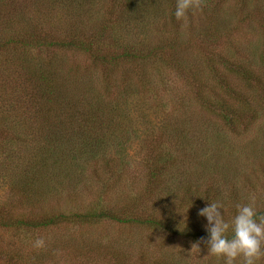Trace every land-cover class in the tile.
I'll return each instance as SVG.
<instances>
[{
	"label": "rangeland",
	"instance_id": "1",
	"mask_svg": "<svg viewBox=\"0 0 264 264\" xmlns=\"http://www.w3.org/2000/svg\"><path fill=\"white\" fill-rule=\"evenodd\" d=\"M104 2L107 0L79 1L74 15L63 17L64 25L57 29L56 37H82L92 28L100 29ZM222 3L219 19L227 23L242 13L264 9V0ZM45 5L43 0H3L7 10L0 14V46L7 41H25L24 28L29 22L35 23L37 7L44 9ZM238 6L245 7L241 10ZM168 22L165 18L145 20L147 27L140 37L150 36L156 42L157 35L167 33L164 28L171 27ZM207 25L208 18L199 9L188 14L180 28L188 38L192 32H204ZM236 32L207 48L188 42L176 44L174 51L167 49L172 56L170 61L146 68L145 78L151 86L145 93L142 91V95L128 102L122 99L125 110L120 117L106 110L104 121L98 118L92 122L109 137L95 148L93 144L94 160L82 155L83 150L71 154L64 148L68 158L59 161L53 149L45 152L42 143L29 151L24 144L18 146L0 125V211L4 206L8 212L27 213V209L20 208L21 203L38 192L41 204L31 211L35 218L88 215L101 210L121 214L124 208L133 206L163 223L161 229L104 218L69 220L38 231L0 227V264H112V253L118 264H223L222 259L207 256L204 243L199 244V252L191 250L193 244L207 238V221L197 215L198 211L218 200L223 204L224 218L231 219L235 204L246 202L245 197L252 194L258 212L264 213V88L259 90V86L264 87V29L254 22ZM23 47L26 60L31 52L33 62L50 64L52 73L61 76L64 85L71 77L65 79L64 73L76 68L81 86L76 92L88 91L80 82L83 75L91 87L90 93L100 89L101 72L86 58L56 48L46 52L44 47L20 45L16 49ZM14 48L8 45L2 49V62L6 63L7 57L12 59ZM212 52L220 57H211ZM212 63L219 76L210 75ZM179 64V68L192 66L194 77L180 74ZM232 64L250 66L252 76L260 77V83L244 81ZM195 76L201 82L199 87L194 86ZM139 80L133 76L130 84L136 87ZM212 100L235 109L245 108L242 118L227 126L205 104ZM81 122L80 118L75 121V134L79 133ZM35 138L39 142L42 137ZM155 157L171 158L166 162L169 167L165 185L160 186L161 196L157 192L144 193L145 179L156 164ZM16 183L21 185L19 190L12 187ZM40 239L43 246L35 247L34 242ZM258 264H264V258Z\"/></svg>",
	"mask_w": 264,
	"mask_h": 264
},
{
	"label": "trees",
	"instance_id": "2",
	"mask_svg": "<svg viewBox=\"0 0 264 264\" xmlns=\"http://www.w3.org/2000/svg\"><path fill=\"white\" fill-rule=\"evenodd\" d=\"M43 1L46 2V5L44 9L41 8L42 5L37 7L35 23L29 22L28 26L24 28L27 29L24 35L25 41H7L5 45L0 46V52L5 46H15L12 51V59L7 57L6 63L0 59V67H2L0 69V125L4 126L5 132L9 133L18 146L24 144L23 146L31 151L39 143H42L45 152L47 153V149L50 152L53 149V155L59 161H66L68 158V155L64 154V148L69 149L68 152L71 154L73 152L77 154L83 150L80 152L82 155L89 156L91 160L96 159L92 156L96 152V150L95 152L91 151L93 144L95 148L97 143L104 142L109 137L92 122L97 121L98 118L104 121L106 110L109 114L116 113L120 117L125 110L120 103L122 99L128 102L134 100L136 95H142V91L145 93V90L151 86V82L145 78L147 76L146 68L151 64H165L170 61L172 56L167 52V49L174 51L176 44L186 45L188 42L191 44L197 42L200 46L207 48L210 43H219L225 37L229 39V35L236 34V31L241 32L242 29L244 30L254 22H258L259 26L264 29V9L258 13H242L236 16V20L227 23L219 19L220 11L223 9V0H201L200 9L208 18L210 25L209 27L207 25L204 32L197 31L196 34L192 32L186 38L180 28L182 21H178L173 14L176 0H107L101 9L100 29L94 30L92 28L87 35L82 37L71 34L69 39L67 37L62 39L56 37L59 33L57 29L62 26V23L64 25L63 17H70L74 7L81 0ZM245 6L238 7L243 10ZM82 8L83 6L81 10ZM6 10L3 7V0H0V14H4ZM155 18L167 19L168 25L170 24L174 31L171 27L164 28L167 33L161 32L160 36L157 35L156 42H152L150 36L143 37L144 35H142L140 37V34L144 33V29L147 27L144 23L145 20L149 21ZM204 33L205 36H203ZM20 45L25 46V48L27 46L44 47L46 52L51 48H56L66 53L69 52L71 56L86 58L91 62L93 68L101 72V87L99 89L101 91L98 90L95 94L90 93L91 87L86 84L88 82L83 75L80 77V82L85 85V89L88 88V91L76 92V90H81L76 68L64 73L65 79L67 76H71L67 78L68 81L64 85L60 79L61 76L59 78L52 73L50 64L48 66V64L42 65L38 61L37 63L33 62L30 60L31 52H29L26 60L24 58L25 53H23L26 52V49L24 47L16 49ZM209 55L220 57L215 52L209 53ZM49 62L51 63L50 59ZM232 65L247 83H260V77L252 76L250 66ZM179 67L180 64L177 67L180 74L194 77L192 75L195 70L192 66ZM209 71L211 76H219L215 64L212 63L209 66ZM133 76L141 79L136 87L130 84ZM86 77L90 79L92 76ZM194 83V86L197 87L201 84L196 76ZM204 87L207 88L205 84ZM227 88L230 89V86ZM262 88L264 87L259 86V90L262 91ZM234 98L240 100L236 95ZM201 99L202 97L198 98V100ZM212 101H206L205 104L211 106L212 110L219 114L227 126L234 125L236 119L242 118L244 114L242 109L245 108L238 107L235 109L220 100ZM242 103H244L243 106L247 107L246 102ZM78 118L82 119L83 122H81L79 133L75 134L76 130L74 131L73 127ZM88 125L91 126L90 130ZM29 133H31L30 136H33L32 140H29L30 136L26 138ZM37 135L42 137L39 142L35 138ZM155 158L157 159L156 164L153 165L154 167L145 179L144 193L147 195L157 192L161 196L160 186L165 185L169 167L166 166V162H170L171 158L162 160L160 157ZM102 159L103 157L100 160ZM18 183L12 187L19 190L21 185ZM210 198L212 199L211 196ZM40 200L39 193L34 192L27 201L22 202L20 208L27 209V213L22 211L8 212L2 206L0 227L26 232L29 230H46L51 226L67 223L69 220L79 222V220L85 219L103 220L108 218L127 225L145 224L150 227L163 228L161 220L155 216H148L141 209L138 211V208L135 209L133 206L124 208V213L121 214L115 213L116 211L113 209L112 213L108 210H101L88 215H58L51 218H47V216L32 217L33 212L31 211L38 208L41 204L39 203ZM111 258L114 260L112 264H118V259L114 253L111 254Z\"/></svg>",
	"mask_w": 264,
	"mask_h": 264
},
{
	"label": "clouds",
	"instance_id": "3",
	"mask_svg": "<svg viewBox=\"0 0 264 264\" xmlns=\"http://www.w3.org/2000/svg\"><path fill=\"white\" fill-rule=\"evenodd\" d=\"M200 7L201 0H176L173 14L183 21ZM245 200L235 204V214L227 220L222 212L223 204L218 200L200 209L197 215L207 221L204 226L207 238H201L191 250L199 252V244L204 243L207 256L222 259L223 264H258L264 258V213L258 212L255 195L249 194ZM43 244L42 239L34 242L35 247Z\"/></svg>",
	"mask_w": 264,
	"mask_h": 264
}]
</instances>
